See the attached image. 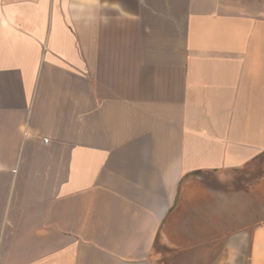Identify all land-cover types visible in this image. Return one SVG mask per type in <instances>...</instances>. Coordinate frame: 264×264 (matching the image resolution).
Wrapping results in <instances>:
<instances>
[{
	"label": "crops",
	"instance_id": "1",
	"mask_svg": "<svg viewBox=\"0 0 264 264\" xmlns=\"http://www.w3.org/2000/svg\"><path fill=\"white\" fill-rule=\"evenodd\" d=\"M157 244L264 264V0H0V264Z\"/></svg>",
	"mask_w": 264,
	"mask_h": 264
},
{
	"label": "rangeland",
	"instance_id": "2",
	"mask_svg": "<svg viewBox=\"0 0 264 264\" xmlns=\"http://www.w3.org/2000/svg\"><path fill=\"white\" fill-rule=\"evenodd\" d=\"M236 173L237 172H235V174ZM204 179L206 183H210V184L216 181V177L207 176V175L205 176ZM156 251L164 256V260L162 261L163 264H179V261L177 260L179 254L176 253L174 250H170L168 248H162L159 244H157Z\"/></svg>",
	"mask_w": 264,
	"mask_h": 264
}]
</instances>
